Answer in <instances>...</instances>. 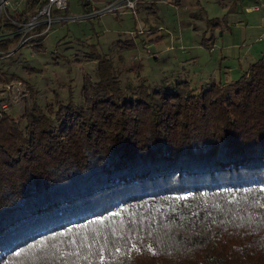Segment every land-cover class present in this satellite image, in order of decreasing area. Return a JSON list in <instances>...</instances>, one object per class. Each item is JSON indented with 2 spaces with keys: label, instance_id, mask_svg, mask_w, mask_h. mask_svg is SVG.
Masks as SVG:
<instances>
[{
  "label": "trees",
  "instance_id": "1",
  "mask_svg": "<svg viewBox=\"0 0 264 264\" xmlns=\"http://www.w3.org/2000/svg\"><path fill=\"white\" fill-rule=\"evenodd\" d=\"M97 72L80 103L0 114V264H264V59L191 91Z\"/></svg>",
  "mask_w": 264,
  "mask_h": 264
},
{
  "label": "rangeland",
  "instance_id": "2",
  "mask_svg": "<svg viewBox=\"0 0 264 264\" xmlns=\"http://www.w3.org/2000/svg\"><path fill=\"white\" fill-rule=\"evenodd\" d=\"M217 12L209 8L208 14L212 17ZM178 13L160 3L149 13L140 7L136 16L127 11L87 16L81 4L70 0L65 19L53 25L41 48H24L0 61L2 73L20 78L0 84V102L8 104L5 113L19 119L34 103L40 112L47 108L57 112L58 101L60 105L82 102L83 84L99 80L100 65L117 78L126 94L140 87L149 93L166 92L177 84L190 91L212 83L225 87L239 79L248 66L243 50L256 42L254 37L245 47L228 50L225 39L221 44L220 31L213 41H209L210 33L203 41L200 29L193 27L202 26L201 21L184 17L180 24ZM138 30L145 33L129 35ZM211 46L213 50L208 49ZM103 58L107 62L102 63Z\"/></svg>",
  "mask_w": 264,
  "mask_h": 264
},
{
  "label": "built area",
  "instance_id": "3",
  "mask_svg": "<svg viewBox=\"0 0 264 264\" xmlns=\"http://www.w3.org/2000/svg\"><path fill=\"white\" fill-rule=\"evenodd\" d=\"M76 1L85 5L88 11L93 10H90L87 16L93 13L100 15L120 11H127L136 16L140 6H150L157 2L156 0ZM69 5L70 0H0V61L12 58L24 48L33 50L37 45L36 39L46 38L53 25L65 19L63 12L69 9ZM143 32L138 30L130 32L129 35L135 38ZM6 89L9 90L10 87L7 86ZM7 110V102L1 101L0 114Z\"/></svg>",
  "mask_w": 264,
  "mask_h": 264
},
{
  "label": "crops",
  "instance_id": "4",
  "mask_svg": "<svg viewBox=\"0 0 264 264\" xmlns=\"http://www.w3.org/2000/svg\"><path fill=\"white\" fill-rule=\"evenodd\" d=\"M156 1L155 6L164 3L178 11L180 24L185 19L184 17L200 20L203 25L200 27L193 25V27L200 29L199 31L204 36L203 41L209 33L211 35L209 41H213L216 31H220L218 35L221 37V44L224 45L226 40V49L229 50L245 47V43L254 37V41L256 42L246 47L242 53L244 60L248 62V66L244 69L243 73L247 72L251 64L264 59V0ZM201 3H205V6L208 7H202ZM140 7L146 13L148 12L146 10L148 6ZM209 8L217 10V14H212V17H210L208 14ZM207 19H219L220 25L212 30H206L205 22ZM203 41L202 43L205 44ZM212 46L208 49L213 50Z\"/></svg>",
  "mask_w": 264,
  "mask_h": 264
}]
</instances>
